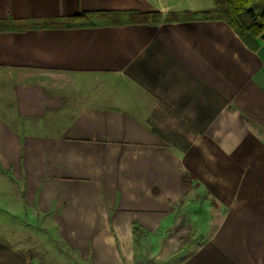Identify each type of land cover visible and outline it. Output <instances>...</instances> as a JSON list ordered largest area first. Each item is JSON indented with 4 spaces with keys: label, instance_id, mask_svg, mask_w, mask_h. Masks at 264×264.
<instances>
[{
    "label": "crops",
    "instance_id": "1",
    "mask_svg": "<svg viewBox=\"0 0 264 264\" xmlns=\"http://www.w3.org/2000/svg\"><path fill=\"white\" fill-rule=\"evenodd\" d=\"M213 7L0 0V20L15 23L97 13L93 25L0 31V94L11 97L0 104V176L90 264H133L136 238L190 193L187 172L206 166L210 188L223 190L264 172V40L254 51L223 20L181 18ZM112 13L150 18L105 23ZM55 75L75 95L54 89ZM167 116L189 127L187 147L165 135ZM219 237L157 262L264 264V197L241 204ZM0 264H27V253L0 237Z\"/></svg>",
    "mask_w": 264,
    "mask_h": 264
},
{
    "label": "rangeland",
    "instance_id": "2",
    "mask_svg": "<svg viewBox=\"0 0 264 264\" xmlns=\"http://www.w3.org/2000/svg\"><path fill=\"white\" fill-rule=\"evenodd\" d=\"M58 76L55 75V78L59 85H55L54 89L62 90L67 85L71 87L72 93L73 86L69 78ZM73 93L71 95H75ZM6 98L9 99L7 105H10L11 97L8 93L0 94V104H5ZM166 121L163 128L169 132L165 135L170 137L172 143L182 148L187 147L191 137L189 127L170 116L166 117ZM208 175L206 166L196 176L187 172L185 178L190 183L189 188L195 193L190 191L183 199L175 202L171 206L168 220L157 230L144 231L136 238L133 264H139L138 261L145 258H153L160 263L166 259L175 261L200 244L201 247L207 245L209 248L221 240L219 236L222 228L241 204L253 197H264V172L243 174L238 190L233 183L230 188L226 183L228 190L210 188ZM217 177L221 182L228 179L227 174H217ZM251 180L258 182L256 187L254 183H250ZM246 183L253 186L243 188ZM22 193L17 189L15 181L10 186L0 176V237L23 249L27 253V264H90L88 260L81 259L80 254L55 233L44 216L32 212ZM229 202L230 206L222 208ZM215 212L217 213L214 214Z\"/></svg>",
    "mask_w": 264,
    "mask_h": 264
},
{
    "label": "trees",
    "instance_id": "3",
    "mask_svg": "<svg viewBox=\"0 0 264 264\" xmlns=\"http://www.w3.org/2000/svg\"><path fill=\"white\" fill-rule=\"evenodd\" d=\"M214 7L198 11H186L182 19L223 20L237 33L242 41L254 51L260 47V41L264 40V0H212ZM97 13L84 12L78 15L57 18L42 23H15L11 20H0L1 30H25L29 28H41L52 26H86L93 25L97 19ZM158 17L160 13L153 14ZM176 14H170L168 18H177ZM137 16V15H136ZM135 19L133 15L125 19L119 13H112L105 18V23H124L147 21L150 15H141ZM143 18V19H142Z\"/></svg>",
    "mask_w": 264,
    "mask_h": 264
},
{
    "label": "water",
    "instance_id": "4",
    "mask_svg": "<svg viewBox=\"0 0 264 264\" xmlns=\"http://www.w3.org/2000/svg\"><path fill=\"white\" fill-rule=\"evenodd\" d=\"M139 264H158V262L153 258H145L139 261Z\"/></svg>",
    "mask_w": 264,
    "mask_h": 264
}]
</instances>
